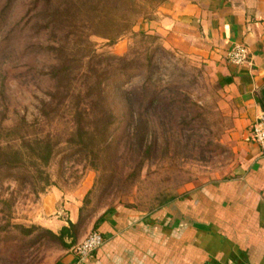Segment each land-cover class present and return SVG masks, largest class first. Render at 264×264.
<instances>
[{"label": "rangeland", "instance_id": "obj_1", "mask_svg": "<svg viewBox=\"0 0 264 264\" xmlns=\"http://www.w3.org/2000/svg\"><path fill=\"white\" fill-rule=\"evenodd\" d=\"M11 1L8 13L6 5ZM29 1L0 0V25L5 31L18 21L23 24L21 19ZM160 6L114 42L91 35L86 45L95 54L89 59L80 58L75 50L66 53L72 54L80 70L91 64L92 69L101 71L108 54L127 55L132 69L125 74H112L102 84L113 116L108 121L102 118L94 122L98 127L109 122L108 143L98 170L91 168L83 157L73 155L75 146L64 142L72 126L69 97L62 102L65 105L47 115L52 123L44 124L43 129L51 131L53 143L58 139L56 134L62 140L45 167L50 183L44 190L33 191L26 171L17 174L0 169V264H55L69 248L76 254L75 247L93 231L90 223L104 211L119 205L153 211L200 184L232 176L244 133L239 131L233 99L219 84L213 65L203 53L205 44L200 32L187 34L178 27L163 25V31H158L149 26V21L163 15ZM4 35L2 31L0 40ZM36 36L34 30H22L13 39L15 50H0L2 146L9 140L4 128L14 126L21 116L28 122L39 118L40 101L49 100L46 92L54 91V81L41 73L55 60L51 53L42 50L46 40ZM81 83L83 79L79 78L71 85ZM171 102L174 104L169 105ZM146 125L149 130L142 141ZM34 131L31 128L24 134L26 130L22 128L12 135L25 137L17 139L22 143L31 139ZM100 138L95 137V142ZM143 151L147 158L141 157ZM27 164L33 163L27 159ZM49 191L60 192L59 203L80 204L78 222L72 228L73 239H65L67 244L74 240L70 247L46 231L57 234L59 230L55 232L40 223L42 197ZM58 212L65 217L68 209L58 206ZM12 224L35 228L26 234L12 228Z\"/></svg>", "mask_w": 264, "mask_h": 264}, {"label": "crops", "instance_id": "obj_2", "mask_svg": "<svg viewBox=\"0 0 264 264\" xmlns=\"http://www.w3.org/2000/svg\"><path fill=\"white\" fill-rule=\"evenodd\" d=\"M160 10L149 26L200 32L203 53L233 99L244 133L232 176L200 184L153 211L124 205L104 211L89 226L102 244L85 257L69 248L55 264H264V154L250 133L264 118L257 101L264 88V0H166ZM236 43L248 49L243 65L227 60ZM59 194L42 197L40 223L55 232L79 218V202L59 203ZM57 204L68 209L65 217Z\"/></svg>", "mask_w": 264, "mask_h": 264}, {"label": "trees", "instance_id": "obj_3", "mask_svg": "<svg viewBox=\"0 0 264 264\" xmlns=\"http://www.w3.org/2000/svg\"><path fill=\"white\" fill-rule=\"evenodd\" d=\"M165 1L30 0L28 9L21 19L22 25L18 21L7 31L4 30V26L0 25V35L2 31L5 34L0 40L4 44H0V50L4 48L15 50L17 46H15L13 39L16 33L29 28L35 31L36 37H39L40 40L42 38L46 40L47 43H42V50L51 53L55 60L53 64L45 66V70L41 73L47 80H52L55 83L53 85L54 91L46 92L49 100L40 101L39 113L41 116L36 117L32 122H28L25 116H21L14 126L4 128L9 140L4 146L0 144V159H3V162L0 160V169L12 170L17 174L26 171L29 173L30 183L34 185L33 191L42 192L44 190L45 185L50 183V175L45 171V167L49 165L56 154L58 143L62 142L59 134H56L58 139L53 143L51 131L43 129L44 124L52 123L53 119L47 115L56 112L59 106L65 105L62 102L69 97L71 100L69 107L72 109V126L69 128V138L64 142L75 146L73 155L77 154V156L83 157L91 168L98 170L108 143L109 122L101 127L94 125V122L102 118H106L108 121L113 116L107 105L102 84L112 74L127 73L132 69V65L127 55L108 54L105 58L107 61L104 63V69L101 71L96 68L92 69L91 64L86 69L80 70L78 64H74L75 60L71 58L72 54L66 56V53L75 50L78 51L76 55L80 58L88 57L89 59L95 54L92 52L91 46H87L90 43L89 37L91 35H98L109 42H114L118 37L131 30L139 19L147 18L150 11ZM11 3L12 1L6 7L8 8ZM7 11L9 13L10 8ZM6 17L7 13L5 12L4 19ZM149 65L150 60L146 66L149 67ZM72 73L76 74L72 75ZM79 78L83 79V83L77 86L71 85L72 81L76 82ZM77 87H81V89H77ZM64 92L67 94L63 97ZM257 97V101L264 111V88L257 93ZM173 104L174 102H171L169 105ZM22 128L26 130L24 134H27L31 128L35 131L31 134L32 138L27 137L31 139L20 143V140L26 138H21L20 134L17 138H13L12 134H17ZM148 130L149 127L146 125L141 135L142 141L146 139ZM98 135L102 138L97 143L94 139ZM73 137H77L79 140L75 141ZM40 138H44L43 141H40ZM102 146L105 149H98ZM99 152L102 153L99 154ZM141 157H148L146 151H143ZM27 159L33 164L29 166ZM1 162L5 165H1ZM73 227L75 224L69 222L68 226L61 227L57 234L47 229L46 231L59 239L64 246L69 247L70 243L67 244L65 238L71 237L70 229ZM12 228H17L28 234L35 226L24 228L21 225L12 224Z\"/></svg>", "mask_w": 264, "mask_h": 264}, {"label": "built area", "instance_id": "obj_4", "mask_svg": "<svg viewBox=\"0 0 264 264\" xmlns=\"http://www.w3.org/2000/svg\"><path fill=\"white\" fill-rule=\"evenodd\" d=\"M227 60L236 65H243L248 61L247 48L240 43L233 44L227 53ZM251 139L264 154V118L261 117L251 125ZM103 242L102 235L97 231H91L76 247L75 252L79 257L90 255Z\"/></svg>", "mask_w": 264, "mask_h": 264}]
</instances>
